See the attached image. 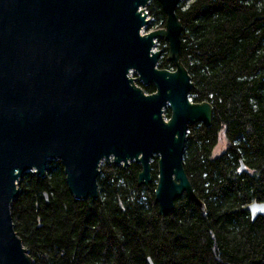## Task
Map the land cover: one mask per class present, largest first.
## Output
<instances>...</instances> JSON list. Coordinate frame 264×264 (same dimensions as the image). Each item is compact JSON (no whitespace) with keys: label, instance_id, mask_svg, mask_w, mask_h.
Listing matches in <instances>:
<instances>
[{"label":"water","instance_id":"95a60500","mask_svg":"<svg viewBox=\"0 0 264 264\" xmlns=\"http://www.w3.org/2000/svg\"><path fill=\"white\" fill-rule=\"evenodd\" d=\"M151 1L0 0V264H36L15 230L12 205L24 174L44 178L50 161L63 165L73 196L87 200L99 197L104 161L139 164L138 186L149 187L157 158L160 215L173 212L183 195L207 213L184 153L190 125L210 127L214 108L190 98L181 0H157L166 26L144 33ZM159 39L169 44L174 70L158 67ZM246 210L255 221L264 202Z\"/></svg>","mask_w":264,"mask_h":264},{"label":"trees","instance_id":"16d2710c","mask_svg":"<svg viewBox=\"0 0 264 264\" xmlns=\"http://www.w3.org/2000/svg\"><path fill=\"white\" fill-rule=\"evenodd\" d=\"M165 28L157 0L147 8ZM181 61L194 82L190 98L213 105V122L190 125L184 167L207 213L185 195L161 216L153 183L138 186L141 166L102 164L99 197L77 200L60 161L44 178L27 172L12 205L15 230L36 264H264V0H181ZM158 67L174 69L169 44ZM147 93L154 85L139 83ZM171 116V111H166ZM227 149L214 156L219 137ZM241 161L247 168L241 171ZM44 193L48 194V199Z\"/></svg>","mask_w":264,"mask_h":264},{"label":"rangeland","instance_id":"374dc122","mask_svg":"<svg viewBox=\"0 0 264 264\" xmlns=\"http://www.w3.org/2000/svg\"><path fill=\"white\" fill-rule=\"evenodd\" d=\"M149 6V5H148ZM148 8V7H147ZM148 11V10H147ZM149 20H150V23L148 26H146L143 30L144 33H149L153 30H157V26L155 25H152L155 21V18H153L151 15H149ZM158 29H162V28H158ZM156 50H163L160 48L159 46V40H157L156 42V47H155ZM164 51V50H163ZM165 55V52L163 53V56ZM170 70H174V69H170ZM227 149V140L225 139L224 135L221 134L220 137H219V142H218V145L216 146V148L214 149V156H218L220 154H222L223 152H225V150ZM107 163L106 161H104L102 164H105ZM30 172H33V171H30Z\"/></svg>","mask_w":264,"mask_h":264}]
</instances>
